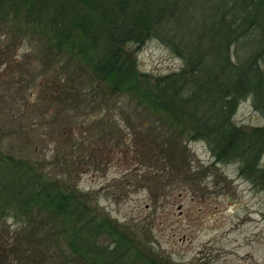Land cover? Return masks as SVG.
I'll return each mask as SVG.
<instances>
[{"label": "rangeland", "instance_id": "374dc122", "mask_svg": "<svg viewBox=\"0 0 264 264\" xmlns=\"http://www.w3.org/2000/svg\"><path fill=\"white\" fill-rule=\"evenodd\" d=\"M165 26L166 33L179 28ZM72 31L77 45L82 33ZM85 42L89 59L73 60L64 48L57 56L35 30L0 16V167L24 164L42 184L72 196L104 224L97 246L113 248L111 226L142 264H264V172L249 167L244 174L243 157L220 161L210 141L177 137L156 114L165 138L150 135L152 111L105 81L93 67L94 45ZM130 49L137 70L153 80L185 65L159 37ZM251 50L241 42L224 48L236 65L250 60ZM194 76L184 78L193 83ZM227 113L246 133L264 129V111L249 95ZM250 144V165L263 171L264 147L256 153ZM41 216L25 223L0 215V235L27 234L44 223ZM52 249L58 263L71 253Z\"/></svg>", "mask_w": 264, "mask_h": 264}, {"label": "trees", "instance_id": "16d2710c", "mask_svg": "<svg viewBox=\"0 0 264 264\" xmlns=\"http://www.w3.org/2000/svg\"><path fill=\"white\" fill-rule=\"evenodd\" d=\"M0 16L28 33L35 30L57 56L64 48L71 59H89L83 40L92 43L98 57L93 67L105 81L152 111L146 119L150 135L157 131L165 138L153 118L156 114L177 137L210 141L220 161L243 157L244 174L249 167L264 172L250 165L246 152L250 142L256 153L263 149L264 129L249 134L227 119L229 108L247 95L264 111V0H0ZM168 23L179 28L166 33ZM72 29L82 33L77 45ZM150 36L159 37L184 59L181 72L153 80L137 70L130 48ZM240 42L250 43L252 50L250 60L236 65L224 48ZM186 73L197 75L193 83L185 80ZM166 139L171 150L174 141ZM84 207L58 187L42 184L24 164L1 166L0 215L27 223L38 213L44 223L36 222L29 233L10 239L0 235V264H118L122 257L129 264H142L140 252L118 238L119 231L111 226L107 233L116 232L113 248L97 246L96 237L105 226ZM55 245L69 248L66 261L58 263Z\"/></svg>", "mask_w": 264, "mask_h": 264}]
</instances>
